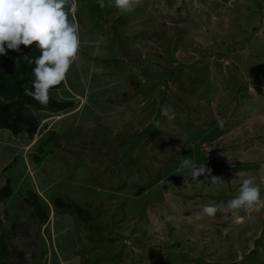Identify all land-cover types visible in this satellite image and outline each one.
<instances>
[{
  "label": "rangeland",
  "instance_id": "1",
  "mask_svg": "<svg viewBox=\"0 0 264 264\" xmlns=\"http://www.w3.org/2000/svg\"><path fill=\"white\" fill-rule=\"evenodd\" d=\"M102 2L76 0L82 69L73 84L78 76L84 96L44 118L33 139L0 131V187L2 168L21 153L15 196L24 180L43 193L41 177L58 174L52 196L92 216L89 225L66 217L82 264H263L264 243L260 260L248 254L264 205L196 216L203 205L226 206L249 176L264 199V0H140L129 13ZM51 129L55 155L37 167L25 152ZM185 158L211 174L192 180L180 169ZM21 203L0 198L1 227L10 230L0 264H37L62 249L55 221L39 229Z\"/></svg>",
  "mask_w": 264,
  "mask_h": 264
},
{
  "label": "clouds",
  "instance_id": "2",
  "mask_svg": "<svg viewBox=\"0 0 264 264\" xmlns=\"http://www.w3.org/2000/svg\"><path fill=\"white\" fill-rule=\"evenodd\" d=\"M139 3L140 0H114L115 7L124 13L132 12ZM77 7L76 0H0V55H6V49L19 51L21 44L26 47L36 45L40 50V55L34 61H29L30 64L33 62L35 64L32 69L35 79L32 90H26V94L41 104L48 102L50 92L61 91L51 88L64 80L67 81L70 67L80 57V27L75 21ZM101 7H103L102 0ZM59 98L58 96L54 99L61 101ZM162 115L169 119L174 118V113L170 114V109L167 107L162 109ZM180 169H187L192 180H198L201 175L207 179L211 174L210 168H207L206 165L197 166L190 158H185L181 162ZM219 179L220 177L213 175L210 180L216 183ZM258 204L264 205V199L261 198V190L256 183V178L249 176L243 179L238 196L230 200L226 206L221 204L203 205L196 219L200 220L204 215L215 217L217 212L250 209ZM49 213L52 216H49L47 223L52 222L59 215L62 216L61 219L67 226L66 217L73 216V214H57L55 210H51ZM70 222L74 223L71 219ZM71 231L72 233H70ZM71 231H68L71 234L68 237V242L80 255L78 241L74 238V232L77 230L74 227V230ZM63 236H67L65 232L60 233L56 238L62 237L63 239ZM46 255L45 252L43 260L41 255L37 264H46ZM80 257L82 258L81 255Z\"/></svg>",
  "mask_w": 264,
  "mask_h": 264
},
{
  "label": "trees",
  "instance_id": "3",
  "mask_svg": "<svg viewBox=\"0 0 264 264\" xmlns=\"http://www.w3.org/2000/svg\"><path fill=\"white\" fill-rule=\"evenodd\" d=\"M6 53V55H0V131H5L9 133L13 136V138L25 136L29 139H33L36 134H39L44 128L47 127L46 124H41V119L37 115V112L41 110H46L49 112L66 111L74 108V102L67 100L59 101L49 95L48 102L46 104H41L32 96L26 94V90H32L33 81L35 79L32 72V69L35 67V64L34 62L30 64L29 61H34V59L40 55V50L36 47L35 44L27 47L21 44L19 46V51L6 49ZM112 61L116 62L115 60ZM70 69H78V71H81L82 66L77 61V64L76 62H74ZM90 81L91 79L86 80L84 82V86L88 85V89L92 90L93 85L90 86ZM66 85V80H64L59 85L51 89H60L64 92H68V90L66 89ZM54 131L55 130L53 129L48 130L47 135L44 138L36 141L37 144L35 147L25 152V155L30 158V162L32 164H35L37 167L46 156H48L49 154L55 155L53 154V148L55 149V145H53L51 142V135ZM54 140L57 139L55 138ZM21 155L22 153L15 156L12 161L6 163L2 168V171L6 176L4 178L2 186L0 187V198L3 200L12 198L14 200L16 199L17 201L19 199L20 203L22 201V206H28L26 216H28L30 220L33 219L39 229L45 223H47V220L49 219V212L51 210H55L57 214H73V216L75 218H79L84 225H89L92 216L88 209L82 207L80 204H77L73 201H68L67 199H64L62 197L52 196L54 182L58 178H60L58 174L56 176L52 175L51 187L45 188L42 194L36 192L30 180V187L25 186V188L24 184L27 181L24 180L18 186V195L15 196L16 194L14 193V183L16 182V178L14 177V174L15 172H17L15 171V169L17 166H22L21 169L23 170V167H25L26 164H24L23 162L21 164H17L22 158H24ZM17 175L19 176V174ZM58 216L54 219L58 223L55 229H60L59 233L65 232L66 235L69 237L70 233L68 231L74 230V227L77 228L76 225L74 226V223H69L68 226L64 225V220L61 219L62 216ZM13 219L14 218H11L10 220V217L5 215L4 221H11L12 225ZM0 229L1 262V259H3L4 257L6 258L8 256V242L6 239L9 236L10 230L6 231L5 228H2L1 221ZM262 237H264V220L260 238L256 240L255 247H253L251 249V253L249 252L248 254V256L251 254L253 259L256 261L260 259L256 258L255 254L258 253L260 250H263L261 249L262 244L264 243V238ZM38 238L41 239L40 236H38ZM262 253H264V251H262ZM191 261L192 259H188V262ZM262 261L264 262V258L262 259ZM197 262H202V260L197 259ZM227 264L237 263L231 261Z\"/></svg>",
  "mask_w": 264,
  "mask_h": 264
},
{
  "label": "crops",
  "instance_id": "4",
  "mask_svg": "<svg viewBox=\"0 0 264 264\" xmlns=\"http://www.w3.org/2000/svg\"><path fill=\"white\" fill-rule=\"evenodd\" d=\"M75 21H76V19H75ZM85 47L86 46H84V48ZM76 74H79L78 69H76V70H72L71 69L70 70L69 75L67 77V81H66V83H67L66 87H67V89L70 87L72 90L68 89V92H65L66 94L65 93L63 94L64 100H68V99H71V98L73 99L75 96L78 97V98L76 97L77 99H81L82 98L81 95L84 96L83 86L80 84L78 76H77L76 82L74 83L75 85L73 84V77ZM76 87H78L79 89L77 90ZM78 92H81V93H78ZM85 97H86V95H85ZM57 98H58V96H57ZM69 110L71 111L73 109H69ZM76 111H73V112H71L69 114H73ZM53 113L54 112H49V111H46V110H41V111L37 112V115L41 119V124H46V122L42 123V120L44 118L50 116ZM67 115L68 114H66L65 117H67ZM28 140H29V138H28ZM30 143H27V144H30ZM56 166H57V164H56ZM51 177H49L48 175H43L41 177V180H39V185L38 186L35 185V186L40 187V185L43 183V187L44 188L51 187V185H52ZM53 221H55V224H54V226L52 228L53 229L52 231H54V229L58 225L56 220H53ZM57 240H58V242H59V244H60L62 249H60V250H55L54 249V250L50 251V253L45 256L46 257V264H82V263H80V256L78 255V252L74 249V247L71 245V243L68 242L69 241L68 236H63V239H62V237H60Z\"/></svg>",
  "mask_w": 264,
  "mask_h": 264
}]
</instances>
